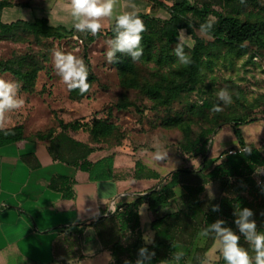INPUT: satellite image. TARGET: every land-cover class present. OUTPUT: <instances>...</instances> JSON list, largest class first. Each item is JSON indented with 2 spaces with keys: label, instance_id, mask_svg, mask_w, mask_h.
I'll return each instance as SVG.
<instances>
[{
  "label": "crops",
  "instance_id": "0c3cea01",
  "mask_svg": "<svg viewBox=\"0 0 264 264\" xmlns=\"http://www.w3.org/2000/svg\"><path fill=\"white\" fill-rule=\"evenodd\" d=\"M68 5L69 0H32L30 4L4 7L1 18L9 23L47 17L52 25L72 27L77 21ZM151 6L149 0H117L109 20L114 24L117 16L134 10L148 13ZM0 79L15 85L16 98L24 101L22 107L5 112L0 129L23 123L26 136L0 145V264H129L125 258L115 261L113 246L118 242L131 243L138 235L144 244L163 239L171 242L174 249L190 251L191 255L197 246L211 241L215 230L206 225V218L212 204L238 195L233 189H225L226 180L201 182L200 204H195L194 197L178 183L167 204L151 209L148 201H144L130 215V202L161 188L165 179L160 171L146 162L160 177L148 172L143 177L136 176L138 158L130 149L120 146L96 149L89 154L87 159L93 163L89 170L55 159L50 152V140L31 139L34 133L46 129L28 132L34 113L31 108L34 109V101L40 97L38 93L21 89L14 76L1 71ZM44 84L40 74L37 89ZM229 148L239 150L245 146L239 141L228 147L213 146L211 153L215 159ZM212 162L208 161L207 165ZM56 176L74 179L71 197L50 186ZM241 194L252 203V195ZM238 209L233 205L228 214L218 212L217 222L223 221L222 228L240 237L239 245L249 252L255 264L253 246L236 223L240 218ZM250 211L248 221L255 222L259 233L260 227L264 229V221L259 224L258 208L253 203ZM155 219H162L163 223L154 226ZM205 232L208 234L204 235ZM202 264H226L216 232Z\"/></svg>",
  "mask_w": 264,
  "mask_h": 264
},
{
  "label": "rangeland",
  "instance_id": "374dc122",
  "mask_svg": "<svg viewBox=\"0 0 264 264\" xmlns=\"http://www.w3.org/2000/svg\"><path fill=\"white\" fill-rule=\"evenodd\" d=\"M9 1L12 4H23L32 0ZM149 1L153 4L150 15L163 20L170 17L168 5H172L176 0ZM190 1L209 10L210 18L213 20L218 15L230 14L243 20L264 19V0H258L256 5L248 6L240 2L227 4L222 0ZM190 16L195 35L189 33L186 28L181 30L179 42L172 44L170 48L174 60H135L136 73L132 77L142 84H166V76H171L173 71L182 65L176 55L177 47H181L184 56L188 57L197 43L196 37L204 40L207 49L203 54L201 81L198 84H190L186 91L167 105L157 103L138 88L122 85L121 76L115 66L114 52L111 58L108 57L109 51H112L113 41L109 34L90 42L87 49L84 32L75 31L74 34L65 33L63 37L48 38L36 36L31 30L21 29L14 39L0 36V61L16 55H26L27 59L22 63L25 71L37 66L39 75L41 74V78L45 80L43 88L37 91L40 97L37 96V100L34 101V109L31 108L34 113L28 123V132L55 127L60 141L66 140L65 136L69 135L97 149L116 146L130 149L148 168L153 169L146 162L160 171L164 181L169 180L177 170H196L204 163L201 154L188 150L191 142L193 144L195 141L208 138L205 155L208 161L214 159L211 153L213 146L215 148L220 145L225 147L236 145L239 140L231 126L234 119L243 118L247 121L241 125L246 142L250 146L262 148L264 46L249 42L235 46L217 40L200 27L198 17L192 14ZM100 22L103 25L102 29L113 25L109 17L101 18ZM155 39L160 45L161 40L158 37ZM57 52L73 55L82 60L85 67L88 61L91 62L92 71L98 79L93 83L88 95L77 99L70 97L71 82L63 80L62 73L56 66ZM0 71L12 75L1 68ZM221 92L225 93L224 98L219 95ZM123 102L133 105L119 107L118 103ZM57 117L67 122L102 117L118 124L119 128L114 135L97 143L92 142L90 133L83 129L63 130ZM212 129L213 132L210 133ZM158 154L161 159L156 158ZM146 172L136 171V174L139 173L138 177H143ZM259 192L256 188L257 195L252 199L258 210L264 207V195ZM261 221H264V218ZM129 241L130 239H127V242Z\"/></svg>",
  "mask_w": 264,
  "mask_h": 264
},
{
  "label": "trees",
  "instance_id": "16d2710c",
  "mask_svg": "<svg viewBox=\"0 0 264 264\" xmlns=\"http://www.w3.org/2000/svg\"><path fill=\"white\" fill-rule=\"evenodd\" d=\"M227 4L240 2L245 6L256 5L258 0H222ZM30 4V3H23ZM12 4L9 0H0V36L14 39L21 29L31 30L36 36L43 37H63L65 33H75V29L65 25H52L47 17H38L34 21L18 19L13 22H4L1 18V12L4 7ZM170 17L167 19L156 18L150 13H139L143 20L146 31L142 33V47L143 53L139 60L157 59L158 61L175 59L174 54L171 53L170 48L174 43H178L181 37V30L186 28L187 31L193 35L192 28V14L200 20V27L208 34L215 37L217 40L226 41L235 46L245 45L246 42L264 46V19L259 21L243 20L236 15H218L216 19L210 18V11L204 6L199 7L190 0H176L172 5H168ZM84 37L86 40V49L90 42L95 41L98 37L109 34L112 40L116 37V22L110 27L101 29L100 33L92 36L90 32L85 31ZM158 37L161 44L155 39ZM197 43L192 49V53L188 56L190 63L182 64L175 69L171 76H166V84L158 83L150 85L139 82L135 77L136 61L133 60L131 54L126 52L114 51L115 66L121 76V83L125 87L138 88L146 95L155 99L161 105L172 103L178 98L182 92L189 88L190 84H198L202 78L203 68V54L207 46L202 38H197ZM27 59L24 56H14L5 61H0V68L2 71H9L21 84V89L29 92H37V82L39 75V68L32 67L25 71L22 63ZM18 64V66H17ZM87 80L90 85L88 91L83 95L80 94L79 88H70L69 95L73 99L81 98L89 94L93 83L98 79V76L92 71V64L88 61ZM38 78V79H37ZM43 88V87H42ZM133 104L128 102L118 103V106L125 108ZM60 127L63 130H85L90 133L92 142L100 143L103 139L114 135L119 128V125L110 121L107 118L94 117L91 120L83 121L75 119L73 121H65L57 117ZM232 121L234 133L242 146L245 149L237 151L236 153L227 154L225 157L218 155L210 165H207V142L208 138L198 140L190 143L188 150L201 154L204 157V163L196 170H177L171 178L164 181L159 190H154L151 193L139 197L130 202V215H134L139 206L148 201L150 208L155 209L157 206L165 205L169 201L172 189L178 183H182L184 188L194 197L195 204H200L199 193L203 189L201 182L207 179H224L226 180L225 189H233L238 195L228 200L222 198L220 202L214 203L207 214L206 225L209 227L217 222L218 212L229 213L231 206L239 207L237 216L243 212L244 209H249L254 202L248 197L242 195V192L254 196L256 188L259 193L264 195V189L261 188L253 175L258 166L264 163V146L262 148L257 146H248L243 135L241 125L245 122L243 118H237ZM180 122V121H179ZM55 127H51L44 131H39L33 134L31 139L50 140V152L55 159L64 160L69 163L76 164L84 170H89L93 163L87 159L90 152L96 150L95 146L85 143L81 140L75 139L66 135V140L60 141L56 134ZM213 132V129L209 131ZM217 133V132H216ZM25 125L23 123L0 129V145L11 142H16L25 139ZM191 141V138H190ZM226 151V150H224ZM223 152V151H222ZM137 172L143 173L147 171L160 177L158 172L148 168L140 159H137ZM136 174V176H138ZM197 179V181H195ZM194 182V183H193ZM74 179L69 177L56 176L52 178L50 186L55 189L64 191V195L71 197L73 195L72 185ZM259 224L262 225L264 218V207L258 210ZM138 215V214H137ZM216 219V220H215ZM163 220L155 219L153 224L157 226ZM259 233H264V229L260 227ZM215 232L212 234L211 241L205 246H197L195 253L190 254V251H178L174 249L171 242L163 239H156L152 244H144L141 235H138L131 243L120 244L116 243L114 247V259L116 262L124 261L129 264H202L206 251L212 244ZM143 250V251H142Z\"/></svg>",
  "mask_w": 264,
  "mask_h": 264
},
{
  "label": "clouds",
  "instance_id": "9594fccd",
  "mask_svg": "<svg viewBox=\"0 0 264 264\" xmlns=\"http://www.w3.org/2000/svg\"><path fill=\"white\" fill-rule=\"evenodd\" d=\"M117 0H69L71 16L77 21L73 27L76 32H90L92 36L100 33L103 25L101 18L111 17ZM146 31V26L140 18L138 11L126 12L116 17V37L111 42L112 51L108 57L111 58L114 51L131 54L133 60H139L143 53L142 33ZM194 43V42H193ZM176 55L182 64L190 63V59L183 54L181 47H177ZM56 66L62 73L65 82H71L70 88H79L83 95L88 91L90 85L86 82L87 70L83 61L71 54L64 55L56 53ZM221 98L225 93L219 94ZM230 103V99L228 100ZM24 104L22 99L16 98V86L12 83L0 79V122L4 119L7 110L20 108ZM219 110V109H215ZM157 159H161L158 154ZM249 209H244L236 221L240 231L245 234V238L253 246L255 252V264H264V233H257L255 222H249L251 215ZM223 221H218L211 225L217 236L220 238L221 251L226 264H253L249 252L239 245L240 237L230 229L222 228ZM207 235L208 233H203ZM143 251V250H142Z\"/></svg>",
  "mask_w": 264,
  "mask_h": 264
},
{
  "label": "built area",
  "instance_id": "2783aa9c",
  "mask_svg": "<svg viewBox=\"0 0 264 264\" xmlns=\"http://www.w3.org/2000/svg\"><path fill=\"white\" fill-rule=\"evenodd\" d=\"M152 8L153 6L148 8V12H152ZM243 149H233V148H229L226 151H223L220 153L221 157H225L227 154H232V153H236L237 151H241ZM257 184L264 189V163L261 164L260 166L257 167V169L255 170V172L253 173Z\"/></svg>",
  "mask_w": 264,
  "mask_h": 264
}]
</instances>
